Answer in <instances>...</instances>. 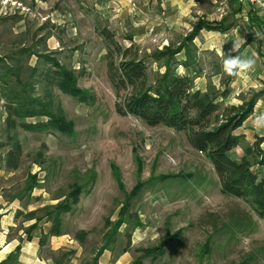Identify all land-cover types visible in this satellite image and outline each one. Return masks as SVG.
Masks as SVG:
<instances>
[{
  "label": "rangeland",
  "instance_id": "obj_1",
  "mask_svg": "<svg viewBox=\"0 0 264 264\" xmlns=\"http://www.w3.org/2000/svg\"><path fill=\"white\" fill-rule=\"evenodd\" d=\"M123 3L0 0L1 72L10 69V73L21 75L23 82H33L46 68L44 57L48 56L74 70L79 86L95 97L92 104L80 103L54 89V96L75 124L76 135L18 129L22 156L16 168L6 160L12 148L7 140L6 102L0 97V262L24 241L20 264H92L97 257L99 264H134L138 260L141 264H239L244 260L264 264V220L244 201L221 194L213 166L190 147L186 135L165 127L150 128L117 112L116 104L122 98L110 84L108 50L101 35L108 29L124 49L135 45L134 50L148 65L152 85L165 73L163 62H156L154 53L177 48L199 20L237 21L225 33L202 31L194 40L193 55L199 65L197 79L207 82L205 92L212 87L223 107H239L264 90V26L240 14L233 17L231 0ZM249 9L264 21L263 8ZM238 36L249 39L250 44L254 40L262 67L248 76L257 87L236 96L238 105H226L237 77L230 79L222 72L219 45L224 43L227 53ZM182 58L186 59L184 51L177 55L179 62ZM180 66L177 72L185 75L186 68ZM35 68L39 73L33 79ZM3 82L0 80V85ZM44 89L42 82L36 87V96L43 97ZM260 100L264 101V96ZM263 147L260 156L251 157L255 165L264 159ZM135 148L142 161L141 176ZM113 164L119 169L124 192L114 177ZM34 176L38 185L30 190ZM162 176L170 178L160 181ZM140 181L146 185L131 201V210L141 227L132 231L125 224L113 237L116 243L108 244L107 220L112 225L118 221L126 197ZM73 184L84 186V192L73 212L63 216L62 234L49 235L51 223L43 220L27 241L29 228L36 224L30 215L43 217V209L65 200ZM6 211L11 220L5 221L2 230ZM181 231L163 256L143 254L144 249L162 245L167 234Z\"/></svg>",
  "mask_w": 264,
  "mask_h": 264
},
{
  "label": "trees",
  "instance_id": "obj_2",
  "mask_svg": "<svg viewBox=\"0 0 264 264\" xmlns=\"http://www.w3.org/2000/svg\"><path fill=\"white\" fill-rule=\"evenodd\" d=\"M231 3L232 16L235 17L242 12L243 5L238 0H231ZM227 20L224 19L221 22L199 20L177 48L166 47L163 51L154 53L152 55L154 60L163 62L165 73L158 77L152 85L149 84L148 65L145 59L141 58L134 50L135 45L124 49L115 40L114 35L108 29H104L101 31V35L108 50V77L117 96L122 98V102L116 104L117 112L120 115L133 116L150 128L165 127L178 133H184L190 147L204 155L213 166L219 180L221 194L244 201L260 219L264 220V181H259L253 171L255 164L251 161V157L255 158L261 155L264 138H259L253 147L246 148L243 160L236 161L231 156L233 150L244 143V138L237 136L236 131L254 113L258 100L264 96V90L256 93L239 107H223L218 100L219 95L212 87L207 92L195 91L199 65L193 55L194 40L204 30L225 33L237 25V21L227 24ZM250 21L260 27L262 25L259 19L252 14ZM248 44L249 41L240 49L241 53ZM183 51L186 53V59L179 62L177 55ZM44 58L46 68L33 82H23L21 75L10 73V69L7 70L8 72H1L0 68V80L4 81L0 85V97L6 102L7 140L12 148L8 151L6 160L8 165L10 164L14 168L19 166L17 164L22 156L18 129L21 128L32 133H59L67 137L76 135L75 124L69 120L62 103L54 96V89L80 103L92 104L95 101V97L90 91L79 86V77L74 70L48 56ZM178 65H182L187 71L193 70L195 75L191 76L189 73L180 75L177 72ZM38 70L34 69L33 79L39 73ZM11 76H15L16 80H12ZM234 78L230 77V79ZM42 82L45 83L44 95L43 97L36 96V87L41 86ZM134 150L139 166L138 176H141L142 161L138 149ZM258 163L264 164V161ZM112 170L120 189L124 192L120 172L115 164L112 165ZM176 177L183 178L180 175ZM159 178L160 181H164L170 176ZM30 185V190L38 185L36 176L32 177ZM145 185L140 181L126 197V204L115 224L112 225L107 220L108 233L105 235V239L108 244L116 243L117 240H114L113 237L119 234V230L125 224L130 226L132 231L141 227L142 223L138 216L131 210V201L140 195ZM71 189V193L65 200L55 206L45 207L43 217H37L34 213L30 215L31 220H35L36 224L29 228L28 233L30 234L27 241L32 240L31 233L39 227V223L43 220L51 223L49 235L59 236L62 234L63 216L73 212L80 203L84 186L73 184ZM109 224L110 229L108 228ZM182 233L181 231L174 235L167 234L162 245L144 249L142 250L143 254L145 256H163L169 243L176 240ZM23 243L24 241L0 264H20ZM44 244L45 241L42 240L41 245ZM206 252H209V247H206ZM92 264H99V258H95ZM134 264L141 263L138 260ZM239 264H249V261L244 260Z\"/></svg>",
  "mask_w": 264,
  "mask_h": 264
},
{
  "label": "crops",
  "instance_id": "obj_3",
  "mask_svg": "<svg viewBox=\"0 0 264 264\" xmlns=\"http://www.w3.org/2000/svg\"><path fill=\"white\" fill-rule=\"evenodd\" d=\"M117 1L119 3L124 4L123 2L128 1V0H121V1L117 0ZM242 5H244V4H242ZM119 7L120 6H118L117 10H118V12H121L122 8H120V10H119ZM244 7L246 9L245 8L242 9V12L240 13V17H246L247 20L250 22V15L252 14V12H250V9H249L250 6L244 5ZM261 21H262L261 22L262 26H264V21L262 19H261ZM174 25H175V23H173V26ZM130 40H132V39H130ZM248 41H250V40L248 39ZM245 42H247V40ZM251 42H252L251 44L249 43L247 45V47L243 49L242 53L246 54L247 56L254 57L256 59V69L257 68H261L262 64H261V62L259 60V56H258V54L255 53V46L253 45L254 40H251ZM179 60H181V61L183 60L184 61L185 58H182V59H179ZM186 73H189L191 76L195 75V72L193 70H190V71L186 70ZM262 80H264V79H262ZM195 85H196V88H195L196 91L205 92L206 89H207V82L205 80L203 81L201 79H197L196 82H195ZM251 87L255 88L257 86H254V84L252 83V81H251V79L249 77H247V78H245V77H237L236 81L232 85V94L226 100V105H238L240 101H238L236 99V96H238L240 93L248 90V88H251ZM261 112H264V101H262V100H260L256 104L254 113L246 120V122L243 124V126L236 131V135L237 136H241V137L244 138V143H243L242 146L236 148L231 153V156H232V158L234 160H236V161L243 160V158L245 157L246 148L247 147H249V148L253 147V145L256 142V139L264 138V129H261V130L255 129L253 127L252 122H251L253 117L255 115L261 113ZM262 149L264 150V147ZM262 158H261V160L264 161V159H262ZM213 170H214V168H213ZM253 171L258 176L259 181H264V164L257 163L256 165L253 166ZM214 172H215V170H214ZM9 217H10V213L8 211H6V216H3V222L4 223L2 222V224H4V225H2V230H4L5 227L7 226V225H5V221L11 220V219H9ZM8 226H10V225H8ZM14 251L10 252L8 254V256L11 253H13ZM8 256L4 260H2L0 263L5 261L8 258ZM123 260L124 259H120V262L123 261Z\"/></svg>",
  "mask_w": 264,
  "mask_h": 264
},
{
  "label": "clouds",
  "instance_id": "obj_4",
  "mask_svg": "<svg viewBox=\"0 0 264 264\" xmlns=\"http://www.w3.org/2000/svg\"><path fill=\"white\" fill-rule=\"evenodd\" d=\"M232 41V48L227 53L223 50L224 43L219 45L222 72L231 77L247 78L256 69V59L240 52L241 47L245 43L241 36ZM251 122L255 129H264V112L255 115ZM245 243H247L246 240Z\"/></svg>",
  "mask_w": 264,
  "mask_h": 264
},
{
  "label": "built area",
  "instance_id": "obj_5",
  "mask_svg": "<svg viewBox=\"0 0 264 264\" xmlns=\"http://www.w3.org/2000/svg\"><path fill=\"white\" fill-rule=\"evenodd\" d=\"M240 3L244 4V5H248L250 7H261L264 9V3L261 0H238ZM183 67L180 66V69H182Z\"/></svg>",
  "mask_w": 264,
  "mask_h": 264
}]
</instances>
